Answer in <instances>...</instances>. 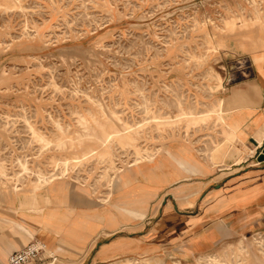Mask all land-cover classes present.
Instances as JSON below:
<instances>
[{
    "label": "rangeland",
    "instance_id": "1",
    "mask_svg": "<svg viewBox=\"0 0 264 264\" xmlns=\"http://www.w3.org/2000/svg\"><path fill=\"white\" fill-rule=\"evenodd\" d=\"M253 64L264 79V0H0V191L66 182L103 202L165 145L209 160L221 135L211 158L240 161L228 103L212 110ZM111 264H264V228L193 261Z\"/></svg>",
    "mask_w": 264,
    "mask_h": 264
},
{
    "label": "crops",
    "instance_id": "2",
    "mask_svg": "<svg viewBox=\"0 0 264 264\" xmlns=\"http://www.w3.org/2000/svg\"><path fill=\"white\" fill-rule=\"evenodd\" d=\"M253 69L252 79L223 96L228 147L248 149L240 161L211 158L221 135L209 160L202 145H165L152 164L119 174L103 202L66 182L34 194L0 191V264L33 239L55 264L193 261L264 228V160H257L264 149V79Z\"/></svg>",
    "mask_w": 264,
    "mask_h": 264
},
{
    "label": "built area",
    "instance_id": "3",
    "mask_svg": "<svg viewBox=\"0 0 264 264\" xmlns=\"http://www.w3.org/2000/svg\"><path fill=\"white\" fill-rule=\"evenodd\" d=\"M47 254L46 246L33 239L23 249L11 253L4 264H37L41 263L44 257L48 261L47 264H53L55 259L51 253L46 256Z\"/></svg>",
    "mask_w": 264,
    "mask_h": 264
},
{
    "label": "bare ground",
    "instance_id": "4",
    "mask_svg": "<svg viewBox=\"0 0 264 264\" xmlns=\"http://www.w3.org/2000/svg\"><path fill=\"white\" fill-rule=\"evenodd\" d=\"M219 104H218V106H217V109H216V111H213L212 110V112H226V109H224V107H225V105H226V103H228V101H226V99H219ZM242 103H244V102H242ZM229 110H227V112H228ZM227 113H225V114H222V116L220 117V120H221V122L225 125V121H224V115H226ZM209 116H210V114H205V115H202V116H198V117H193L192 119H191V121H192V123H197L198 121H206V120H208V118H209ZM226 131V130H225ZM229 133V132H228ZM227 136V135H226ZM229 137H230V135H229ZM110 139H111V136L109 135V134H107V133H104L103 135H102V137H100L99 139H98V141L99 142H101L103 145H106V144H108L109 143V141H110ZM132 141H133V138L131 139ZM101 148V147H100ZM246 150H248L247 148H246ZM81 153V152H80ZM95 154V150H89V152H85L84 153V155H82L81 156V158H87V157H91L92 155H94ZM215 155V154H214ZM81 158L80 157H74V159H73V161L75 162V163H80V160H81ZM68 162V161H67ZM130 263V262H129Z\"/></svg>",
    "mask_w": 264,
    "mask_h": 264
},
{
    "label": "water",
    "instance_id": "5",
    "mask_svg": "<svg viewBox=\"0 0 264 264\" xmlns=\"http://www.w3.org/2000/svg\"><path fill=\"white\" fill-rule=\"evenodd\" d=\"M257 160L259 162L263 161L264 160V149L262 150V153L258 156Z\"/></svg>",
    "mask_w": 264,
    "mask_h": 264
}]
</instances>
